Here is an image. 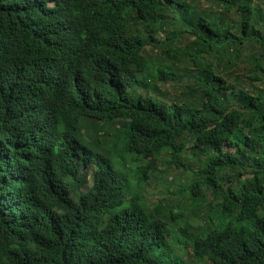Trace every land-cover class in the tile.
Segmentation results:
<instances>
[{
	"label": "trees",
	"instance_id": "obj_1",
	"mask_svg": "<svg viewBox=\"0 0 264 264\" xmlns=\"http://www.w3.org/2000/svg\"><path fill=\"white\" fill-rule=\"evenodd\" d=\"M0 264H264V0H0Z\"/></svg>",
	"mask_w": 264,
	"mask_h": 264
},
{
	"label": "rangeland",
	"instance_id": "obj_2",
	"mask_svg": "<svg viewBox=\"0 0 264 264\" xmlns=\"http://www.w3.org/2000/svg\"><path fill=\"white\" fill-rule=\"evenodd\" d=\"M161 168H164V166L161 165ZM168 178H171V175H169ZM161 188H162V186H161ZM148 190L151 191L152 188H148Z\"/></svg>",
	"mask_w": 264,
	"mask_h": 264
}]
</instances>
